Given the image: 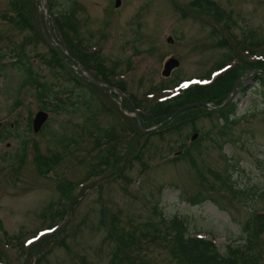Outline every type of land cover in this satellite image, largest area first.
I'll return each mask as SVG.
<instances>
[{
  "label": "rangeland",
  "instance_id": "1",
  "mask_svg": "<svg viewBox=\"0 0 264 264\" xmlns=\"http://www.w3.org/2000/svg\"><path fill=\"white\" fill-rule=\"evenodd\" d=\"M115 1L54 0L48 24L72 57L79 40L100 51L105 70H113L110 81L127 90L122 98L73 71L61 50L64 67L53 66L40 0L25 1L28 28L14 23L18 11L0 0V264H112L120 245L109 229L127 238L133 256L124 264H180L162 240L146 244L150 237L140 250L128 240L147 237L146 224L158 221L170 235L161 220L178 219L189 235L214 240L224 254L229 244H243L246 229L264 226L256 214H264V85L249 74L263 71L256 63H264V0H123L118 8ZM69 10H75L69 28L60 32L54 14ZM174 56L179 68L163 77ZM13 61L27 63L38 81L73 93L80 104L47 109L45 130L36 134L31 121L44 105L32 85L20 90L28 73ZM229 75L232 88L211 87ZM240 79L231 123L218 110L198 109L143 133L154 127L142 121L152 123L158 104L177 110L209 85L218 96L213 104L221 105ZM133 151L122 171L104 177Z\"/></svg>",
  "mask_w": 264,
  "mask_h": 264
},
{
  "label": "trees",
  "instance_id": "2",
  "mask_svg": "<svg viewBox=\"0 0 264 264\" xmlns=\"http://www.w3.org/2000/svg\"><path fill=\"white\" fill-rule=\"evenodd\" d=\"M8 1L10 2V7L18 11V18H17L18 21L13 19L14 20L13 22L16 23L18 26H21L23 24L25 28H28V25L26 23L29 22V20L26 19V14H25L26 10L24 9L26 0H8ZM205 1H207L208 3L212 5L216 4L210 0H205ZM48 2H49V8L52 9L51 10V18H52L53 17L52 14L55 13V8H54L55 3H54V0H48ZM74 11L75 10H73V12ZM73 12H71L70 10L66 11L64 14L61 15V17H58L57 14H54V17L59 22L60 32L65 31L66 28H69L66 25V21L69 19L70 16L73 15ZM70 42H72L71 46H73L72 39L68 41L69 45H70ZM83 44L84 43L82 42L81 44V40H79L78 44L76 45L75 56L78 58V60H80L88 70L89 69L92 70L93 68L97 70L98 75L99 76L102 75L103 80L105 79V82L107 84H109L110 86L114 85L112 81H110V76L112 75L113 70L112 68H110L108 71L105 70L106 68L103 66L104 64L103 60L105 59L102 58L101 52L100 51L91 52V49L89 48L90 44L88 45V42L85 45ZM225 45H226L225 41L222 40L219 46H225ZM51 51L53 52V58L57 57L55 62H53V66H55L57 62L59 63L60 67H62L63 69L64 61H62L60 57L58 58V56H60L61 54V51L55 50L53 48H51ZM230 56H231V59L234 57L233 54H231ZM3 57H5V55L3 53L0 54V59H2ZM44 62L46 64L52 63L51 60H48V61L45 60ZM13 64L19 65L18 68L20 71L24 72L25 70V72L28 73L23 83L24 86H22L20 90L25 88V86L32 85L35 88V92L36 94H38V98L43 103L45 109H47L48 105H51L52 110L55 113H58L61 111H65L69 107V104L71 105L73 109L74 108L76 109L77 106L80 104L79 99L73 100V97L72 98L68 97L67 98L68 100L63 99L62 95L68 94V92H66L65 90L61 88L60 90L56 91L55 89L56 85L54 83L49 84L47 82L45 83V82L38 81L40 79L39 76L37 74H34L33 72L32 73L29 72V69L27 68L28 67L27 63L13 61ZM256 64H257L256 67H258L261 64L259 66V69L260 70L262 69L264 71V63L259 62ZM243 65H245V63H243ZM29 67H30V64H29ZM58 71L60 70L57 67L55 72L58 73ZM60 77L62 76L57 75L56 78H60ZM232 79H235V77H230V75L228 77L221 76L217 81H215L212 84L211 87H215V88L226 87V89L229 90V88H232L231 86ZM67 80H70V79L68 78ZM255 80L259 81L260 85H264L263 75L255 76ZM122 87L123 89H125L123 85ZM169 88L170 87L165 86L163 88H159V90L165 91ZM123 89L122 90L120 89V90L123 91ZM197 89L198 91L190 96V98L192 99L185 102L184 104L182 103L180 107L187 106V104H191V102L192 103L194 102L195 103H198V102L215 103V100L217 99L218 96H213L214 91L210 90L209 85L207 87H197ZM123 92H127V91L125 90ZM151 93H154V92H151ZM67 101H69V103ZM85 103H86L85 105L87 109H90L91 104L89 102H85ZM213 105L219 106L220 104H213ZM157 106L158 107L155 113L150 116L152 119V123L149 122V120H146L145 118L143 119L142 122L144 124V127L149 128L152 124L156 126L157 124L164 122L166 118H168L169 116H171L173 113L176 112L175 109L169 108L170 106H166V104H158ZM130 109L137 110L139 108L136 106V103H133L132 108ZM198 109L206 110V108L198 107L196 109H188L182 114H186L187 112L191 110H198ZM218 112L220 113L221 119L226 120V123H231L232 121H230V115H235L236 109L233 106V104H231L230 107H228V110L226 111L218 110ZM174 122L175 120L173 119L167 125H172ZM8 135H10V132L3 134L2 138L4 137L6 138V136ZM40 163H43V162H40ZM258 215L262 219H264L263 213H258ZM146 225L148 229H150L149 232L147 233L148 234L147 237H142L143 239H141L140 237L139 240L134 239V238H130V240H128L129 243H131L130 247L132 250H137V249L140 250V248H142L144 244L143 241H146L147 239L151 237L149 239L150 241H148L146 244L157 243L162 240L164 242L163 243L164 246H166L167 248L171 246L169 248V250H171L170 254L172 258H174L178 262L180 261L181 262L180 264H264V248H262L260 245L261 243L259 244L257 241V239L261 236L260 234L264 233V226L262 227V230H256V233L253 227L246 229L245 230L246 232L245 240L244 238H241V241H244L243 244L236 245V246L234 244H229L228 246H226V252L222 254L220 252V249L217 248L216 244H214L213 241L187 237L189 230H187L182 220L180 221L178 219H174V220H171V222H168L166 219L161 220L162 226H165V228H170V229L172 228L170 235L163 234V232L157 228V226L159 225V221L156 223L155 226L154 224L151 225L152 229L150 228L148 224ZM132 233L137 234L136 232H132ZM173 233H177L178 238H175ZM140 234L143 236L145 233L142 232ZM112 235H113L112 237L117 241L118 245H120V248L118 247L115 251L116 252L115 259L116 258L117 259L112 261V264H122L124 261L132 260L131 257L133 256V253L132 251L128 249L129 246H127L126 244L127 238L126 237L124 238L118 235V231L114 229H113ZM120 250H128V252L126 251L127 257H120L119 256V254L121 253Z\"/></svg>",
  "mask_w": 264,
  "mask_h": 264
},
{
  "label": "water",
  "instance_id": "3",
  "mask_svg": "<svg viewBox=\"0 0 264 264\" xmlns=\"http://www.w3.org/2000/svg\"><path fill=\"white\" fill-rule=\"evenodd\" d=\"M45 3H46V15H45V19H46V22H47V27H48V29L51 30V29L49 28V25H48V22H49V20H50V19H49V17H50V13H49L50 8H48V5H47L48 0H45ZM121 4H122V0H116V1H115L116 8L122 6ZM40 8L43 9V4H42V2H41V5H40ZM51 39L54 40V37H53L52 34H51ZM179 65H180V61H179L178 58L174 57V58L169 59V60L165 63V65H164L165 68H164V72H163V74H162L163 77H164V76H165V77H169V76L172 74V72H173L176 68L179 67ZM250 73H251V74H255V75L264 74L263 71H258V70L251 71ZM91 80L94 81L95 83H97L99 86H100V85H101V86H104V87H105L107 90H109V91H114L115 93H118V91H116L113 87H111V88H110V87H107V86H105L103 83H101V82L99 83L98 81H96V80L93 79V78H92ZM240 82H241V79H240V81H238V82L235 84V88L233 89L232 93L230 94V98L226 101V103H225L224 105L219 106L218 108H221V107H223V106H227V105L230 104V102L233 100V98H235V95H236V93H237V91H238V87L240 86V85H239ZM119 95H120V94H119ZM120 97H121V95H120ZM198 106H203V107H206V108H213V107L210 106V104H205V103L188 104L187 106H185V107H183V108H180L178 111H176V113H174L172 116H170L169 118H167V119L165 120L164 123H162V124L156 126V128L151 129V130L142 129V131H143V133H145L146 131H155L157 128L166 125V123L170 122L171 119H173L174 117H176V116H177L178 114H180L181 112L187 110L188 108H196V107H198ZM213 109H217V108H213ZM48 118H49V115H48L46 112H44V111H40V112L37 113L36 118H35V120H34V122H33V127H34V131H35V133H38V132H40V131L42 130V128L44 127V124L48 121ZM137 118H139V117H137ZM197 138H198V134H195V135L192 137V140H195V139H197ZM136 148H137V147H136ZM134 151H135V150H134ZM134 151H133L132 153L129 154V156L125 159V162H126L131 156H132V154L134 153ZM125 162H124V163H125ZM122 168H123V166H122L117 172H119Z\"/></svg>",
  "mask_w": 264,
  "mask_h": 264
}]
</instances>
